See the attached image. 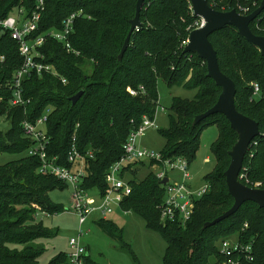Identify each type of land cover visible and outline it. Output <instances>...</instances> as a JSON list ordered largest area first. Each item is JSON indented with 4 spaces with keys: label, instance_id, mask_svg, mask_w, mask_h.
I'll list each match as a JSON object with an SVG mask.
<instances>
[{
    "label": "trees",
    "instance_id": "trees-1",
    "mask_svg": "<svg viewBox=\"0 0 264 264\" xmlns=\"http://www.w3.org/2000/svg\"><path fill=\"white\" fill-rule=\"evenodd\" d=\"M137 1L45 0L38 29L31 37L37 38L48 30L58 31L68 17L78 14L69 43L79 54L74 56L47 38L39 48L40 61L53 66L57 76L33 74L26 79L23 95L30 104L25 108L11 106L13 95L8 87L22 65L19 47L9 32L0 30V116H5L9 125L8 130H0V155L8 153L17 158L0 166V264H38L43 249L36 240L51 238L56 232L43 226L37 215L62 213L51 202L49 192L66 187L56 177L37 172L40 161L27 155L32 142L24 137L21 122L34 121L50 107L47 155L68 166L66 153L74 139L79 153L86 156L89 152L92 156L85 157L87 176L82 186L101 194L106 189L107 170L122 156L128 134L142 125L143 117L154 119L158 79L169 88L178 85L198 90L193 99H173L168 115L170 128L160 130L165 139L161 154L165 159L183 158L189 166L199 149L200 134L214 126L218 130L210 147L214 169L203 178L207 193L196 201L192 218L184 226L160 224L158 206L164 187L152 171L143 179H136L135 164L126 168L131 174V192L122 209L139 215L149 229L162 236L167 249L162 264H219L224 261L219 243L233 236L253 246V261L244 264H264V209L256 204L245 202L233 216L203 229L205 223L233 205L224 173L230 162L228 151L237 136L222 114L209 115L192 125L195 116L214 106L221 92L207 77L205 62L192 53H183L184 43L198 19L192 15L188 0H146L140 10L141 24L130 36L123 57L117 60ZM256 1L259 6L261 0ZM35 3L36 0H0V19L15 14L19 8L29 18ZM259 23L264 26V12ZM250 28L255 35H261L253 23ZM208 40L216 52L219 70L234 84L236 110L258 123L259 136L242 163L246 175L243 182L247 180L249 187L260 183L264 189V57L233 27H224ZM252 83L260 88L261 97H252ZM80 90L83 95L71 105L69 99ZM148 167H153V163ZM95 224L111 236L117 231L107 219ZM88 259L86 255L85 263ZM48 264H68V256L60 253Z\"/></svg>",
    "mask_w": 264,
    "mask_h": 264
},
{
    "label": "built area",
    "instance_id": "built-area-1",
    "mask_svg": "<svg viewBox=\"0 0 264 264\" xmlns=\"http://www.w3.org/2000/svg\"><path fill=\"white\" fill-rule=\"evenodd\" d=\"M206 1L212 9L221 12L235 10L240 16H248L258 7L256 0ZM44 3L45 0H36L29 18L24 16L23 9L19 8L13 16L9 15L5 19H0V30L9 32L11 39L16 41L19 47V55L22 58V65L16 71L13 80L8 85L11 95H13L11 100L12 107L18 106L25 108L27 104H30V100L25 99L23 95V82L31 75L41 76L42 74L48 73L54 77L57 76V72L53 66L41 63L40 61L41 55L39 48L42 47L47 38H51L62 45L68 53L74 56L79 54L69 43V37L73 33V22L78 14H73L68 17L63 22L62 28L58 31L48 30L37 38L31 37L38 29V24L42 17L41 13L44 11ZM251 23H253L254 28L261 34L260 36L264 37V26L260 25L259 16ZM201 25L202 21L198 19L194 27L198 29L202 27ZM184 44L185 46L187 45V40ZM62 82L65 83V79H62ZM251 88H253L252 97H261V90L256 83H252ZM127 92L132 96L136 95V92L130 89H127ZM51 111V108L47 107L37 119L32 122L23 120L20 126H22L24 137L32 142V146L28 149L27 155L32 158H37L40 161L37 172L47 176H54L59 181L68 184L73 190L71 210L78 220L79 236L76 239L71 238L68 242V264H86L84 258L88 254V251L81 244V239L83 236L82 228L89 218L94 219L95 222L100 219H106L108 215L113 213L115 208L122 211L123 214L129 213L122 209L124 199L131 192L129 180L125 176L128 173L126 168L129 165L143 161L153 163L152 168L155 170L156 179L158 181L166 179V183L161 184L164 187V194L161 200L162 202L158 206L160 220L162 219L172 224L179 223L181 226H184L191 220L195 203L207 193L208 185L203 184L198 188H193L190 185L191 174L185 159L180 157L165 159L161 153L156 155L138 147L137 140L142 132L148 127H155L154 119L150 120L143 117L142 125L137 130L128 134L127 141L122 147V156L114 161L107 170L108 172L104 178L105 191L101 194L97 192L93 196L91 191L86 190L82 186L83 180L87 176V172H85V157L92 158L89 152L86 156L79 153L76 149L75 141L72 139L73 143L66 153L68 166L58 164L57 157L47 155L50 141L47 137L46 123ZM243 172L244 168L242 167L238 180L247 185V180L243 182L246 176ZM260 185V183H255L254 187L251 188H260ZM236 238V240L225 239L219 243V253L224 257V261L219 264L252 263V244H244L239 240V237Z\"/></svg>",
    "mask_w": 264,
    "mask_h": 264
},
{
    "label": "rangeland",
    "instance_id": "rangeland-1",
    "mask_svg": "<svg viewBox=\"0 0 264 264\" xmlns=\"http://www.w3.org/2000/svg\"><path fill=\"white\" fill-rule=\"evenodd\" d=\"M14 15V14H13ZM12 15V16H13ZM158 110L155 114V127L146 128L137 140V145L142 150L145 149L158 155L164 149L165 139L161 136L160 130L170 128L169 114L174 98L193 99L197 96L198 90L186 89L183 86H173L169 88L161 79L157 81ZM8 122L5 116H0V130H8ZM218 130L216 127H207L200 134V145L196 152L194 161L189 165L191 181L195 188L202 186L203 178L214 168L215 159L210 151L212 143L217 139ZM207 158V159H206ZM17 159L14 155L1 153L0 166L2 164ZM135 164L138 173L136 179H143L150 171L155 173L154 168H149L148 162ZM170 176L171 173H169ZM128 180L131 174L125 175ZM93 196L95 192H91ZM73 190L68 184L64 189H57L49 192L50 200L53 204L62 209V213L46 217L37 215V220L43 222V226L49 230H54L56 234L51 238H38L36 243L42 247L43 254L38 258V264H48L51 259L60 253L68 254V242L71 238H78V220L71 210ZM107 221L117 228L114 236L105 234L95 220L89 218L83 226L81 244L89 251L86 264H162L166 253V242L159 233L149 229L146 222L133 211L123 214L115 208L111 215L106 217ZM160 220V224H166ZM236 240V236L230 237ZM136 260V263L134 261Z\"/></svg>",
    "mask_w": 264,
    "mask_h": 264
},
{
    "label": "water",
    "instance_id": "water-1",
    "mask_svg": "<svg viewBox=\"0 0 264 264\" xmlns=\"http://www.w3.org/2000/svg\"><path fill=\"white\" fill-rule=\"evenodd\" d=\"M146 0H138L135 5V16L129 21V32L126 35L121 51L117 60H121L124 52L129 46V39L133 32L139 28L140 10ZM192 15L202 21V27L192 30L187 38V45L183 53H192L197 58L205 62L206 74L214 85L221 89L218 99L214 106L209 108L205 113L197 115L193 118L192 125L195 126L202 122L205 117L212 114H222L228 120L230 128L237 136L236 143L228 151L230 162L227 170L224 173L225 184L229 196L233 199V205L224 213L203 225V229L214 226L224 219L229 218L235 214L240 206L245 202H252L260 209H264V189L251 188L238 180L239 173L242 170V163L246 155L249 153L250 144L259 136L258 123L255 120H250L238 110L234 104L236 89L233 82L219 70L218 58L216 52L212 47L208 38L211 34L218 32L224 27H233L237 30L248 44L255 46L260 55L264 57V37L255 35L250 28V23L255 20L261 13L264 12V0H261L259 6L248 16H240L236 11L221 12L213 10L209 7L206 0H188ZM83 95L82 91L72 96L69 101L74 105L78 99ZM166 183V179L161 181V184Z\"/></svg>",
    "mask_w": 264,
    "mask_h": 264
},
{
    "label": "crops",
    "instance_id": "crops-1",
    "mask_svg": "<svg viewBox=\"0 0 264 264\" xmlns=\"http://www.w3.org/2000/svg\"><path fill=\"white\" fill-rule=\"evenodd\" d=\"M206 159H207V158H206ZM202 183H203V182H202ZM190 185H192V187H193V188H195V187H196L195 185H193V183H192V182L190 183ZM200 186H201V185H200ZM86 250H87V248H86ZM87 255H89V251H88V254H87Z\"/></svg>",
    "mask_w": 264,
    "mask_h": 264
}]
</instances>
